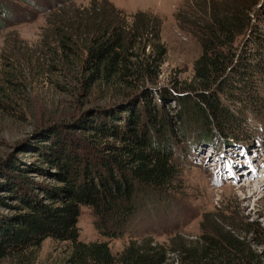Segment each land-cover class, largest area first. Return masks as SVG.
<instances>
[{
    "label": "trees",
    "instance_id": "trees-1",
    "mask_svg": "<svg viewBox=\"0 0 264 264\" xmlns=\"http://www.w3.org/2000/svg\"><path fill=\"white\" fill-rule=\"evenodd\" d=\"M59 2L45 17L37 42L19 44L26 54L14 56L15 64L3 68L9 72L0 77L1 116L21 122L33 120L28 68L45 66L43 73L50 74L58 66L70 74L64 77L71 86V112L48 122L37 146L30 148L34 159L25 163L30 172L0 161V192L15 203L10 214H0V260L29 264L41 242L50 239L65 245L57 264H170L171 257L178 264H261L244 234L219 215L205 216L209 222L205 219L193 241L174 237L166 247L142 238L129 241L116 255L106 242H80L75 227L78 207L84 205L92 210L97 233L122 236L135 219L139 196L163 199L177 185L172 162L176 137L188 140L187 133L198 129L192 143L197 135L208 140L211 131L225 138L241 131L244 114L257 112L264 82V26L254 21L253 4L197 0L200 51L192 64L190 91L165 93L153 109L145 94L165 54L158 20L134 13L126 23L105 1L89 0L81 8L71 0ZM239 36L243 44L236 52L233 43ZM93 93L114 104L82 111L79 99ZM172 102L177 111L168 118L161 103ZM127 103L134 114L121 117L125 107L113 108ZM52 116L46 110L40 114L45 121ZM28 173L55 183L38 182ZM4 198L0 195V203ZM173 243L176 247L170 248Z\"/></svg>",
    "mask_w": 264,
    "mask_h": 264
},
{
    "label": "rangeland",
    "instance_id": "rangeland-1",
    "mask_svg": "<svg viewBox=\"0 0 264 264\" xmlns=\"http://www.w3.org/2000/svg\"><path fill=\"white\" fill-rule=\"evenodd\" d=\"M59 1L1 0L3 10H0V77L2 72H9L3 68L11 63L15 64V57L26 54L19 49V44L22 45L23 42L26 45H33L37 42L45 24V17L50 10L60 5ZM97 1H105L119 10L126 23L134 13H144L149 15L150 19L158 20V36L165 54L159 66V75L154 84L148 85V93L145 94L150 107L155 109L154 106H158V100L165 93L177 96L190 91L192 64L200 51L195 37L198 31L195 23L197 0ZM88 2L89 0H71L74 6L80 8L86 6ZM249 3L253 4L254 21L264 26V0H249ZM242 44V37H237L233 43L236 52ZM261 46L264 52V42ZM43 70H46L45 66L36 67L35 64L31 70L28 68L26 71L28 73L26 83L30 85L27 99L30 106L32 105L30 113L33 114V120L21 122L18 118L6 119L0 113V161L14 162L13 165L27 172L30 171L27 170L25 163L34 159V154L29 150L37 146L48 122H55L71 112L67 110L71 104V86L64 77V75L70 77V74L62 69L60 70L62 72H59L58 66H55V70L50 71V74L46 71L43 73ZM259 91L260 104L257 105V112L243 115L241 131L234 130L225 138L211 131L208 140L197 135V141L193 140V143L191 141L193 136L198 134V129L187 133L191 140L176 137L173 143L172 162L176 164L179 174L177 185L166 193L163 199L139 196L137 204L140 203V207L138 205L136 209L135 219L130 222L122 236L117 238L101 236L94 229L95 218L92 210L80 205L75 224L78 240L83 243L106 242L113 255L118 254L129 241H139L142 238L167 247L170 239L174 237L185 241L195 240L200 236L201 224L203 222L205 224V219L209 218L205 216L219 215L229 218L226 221L244 234L251 253L264 264V82H260ZM113 102L93 93L88 100L79 99L78 104L82 111H88L92 106L102 108L107 104H114ZM23 106L28 110L25 103ZM43 106L47 113L54 114L52 119L45 121L46 119L40 118V114L44 112L41 109ZM121 106L125 107L122 109L121 117L134 114L130 103L121 104L113 109H119ZM161 107L168 118L177 111V105L173 102L161 103ZM27 176L38 182L55 183L33 173H28ZM249 183L253 184V189L262 185L263 191L260 195L256 193L247 201H243L242 196H248L250 192L246 190L243 195L237 187ZM34 194L40 193L35 190ZM0 195L5 197L3 203H0V214H10V210H13L10 206L15 205L14 201L9 198L10 194L7 192H0ZM206 222H209V219ZM169 247L175 248L176 243ZM64 248L63 243L45 239L35 252L34 260L29 264H57L63 256ZM169 261L170 264H178L175 257H171ZM231 263L237 264L234 261ZM0 264L19 263L4 259L0 260Z\"/></svg>",
    "mask_w": 264,
    "mask_h": 264
},
{
    "label": "bare ground",
    "instance_id": "bare-ground-1",
    "mask_svg": "<svg viewBox=\"0 0 264 264\" xmlns=\"http://www.w3.org/2000/svg\"><path fill=\"white\" fill-rule=\"evenodd\" d=\"M233 189H236V188H233ZM237 189L240 191V192H242L243 193V195H244V192L247 190V191H249L250 192V194H248V196H242V197H244V198H242V200L243 201H247L248 200V198H251V197H253L256 193H258V195H260L261 194V192L263 191V188H262V185H260V187H255L254 189H253V184L252 183H249L248 185H245V186H239V187H237ZM257 189V190H256ZM237 190V191H238ZM236 191V190H235ZM239 192V193H240ZM241 193V194H242ZM234 194H235V192H234ZM238 200V199H237ZM241 200V199H240ZM237 202H239V201H237Z\"/></svg>",
    "mask_w": 264,
    "mask_h": 264
}]
</instances>
